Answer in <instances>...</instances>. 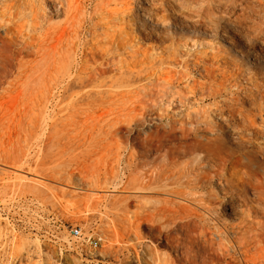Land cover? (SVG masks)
<instances>
[{"label":"rangeland","instance_id":"374dc122","mask_svg":"<svg viewBox=\"0 0 264 264\" xmlns=\"http://www.w3.org/2000/svg\"><path fill=\"white\" fill-rule=\"evenodd\" d=\"M196 1L177 0L172 11L162 5L160 12L150 0H0V37L21 51L0 61V264H154L148 239L160 254L184 255L181 232V239L165 245L163 239L157 244L158 228H141V236H150L141 241L123 206L109 210L124 200L128 211L138 212L165 198L129 195L146 162L163 163L143 152L146 135L172 127L178 133L188 122L208 120L204 134L219 135L234 156L264 150V138L237 143L217 132L225 114L214 111L232 105L254 116L256 125L264 120V111L257 113L264 101V3H250L252 20L234 26L229 8ZM64 26L71 30L66 35ZM165 144L179 145L178 134ZM179 157L181 164L194 155ZM252 157L250 167L263 174L264 155ZM232 170L225 178H238ZM19 174L41 185L5 179ZM251 193L247 187L241 192L257 210L251 216L260 227L247 224L242 235L195 244V264L214 251L226 255L204 262L264 264V205L255 206ZM230 213L223 219L234 225L238 214ZM72 227L99 235V246H73Z\"/></svg>","mask_w":264,"mask_h":264},{"label":"bare ground","instance_id":"6f19581e","mask_svg":"<svg viewBox=\"0 0 264 264\" xmlns=\"http://www.w3.org/2000/svg\"><path fill=\"white\" fill-rule=\"evenodd\" d=\"M150 1H151V5L154 6L156 10H160V12L164 11L162 5H166L167 8L165 9H169L170 11L171 9H173L171 3L177 2V0H150ZM192 1H194L195 3L196 0H192ZM202 1H206V4H203L205 6L208 4L211 6L223 7L225 9L229 8L230 10L227 13H230L231 15L230 14L229 15L233 17L232 20L233 22H235L232 23L233 25L238 23L247 25L248 21L252 20V19L250 20V17L248 15L249 13L247 12V9L249 8V4L252 3L253 1H255L258 6L260 3H264V0H201L200 2ZM214 1L215 4H213ZM66 2L68 4L70 3L68 1ZM124 3L125 1L123 2V5ZM128 3H131V1H128ZM68 4L67 6L69 7L70 5ZM31 11L33 12L34 9L33 10L31 9ZM115 11L117 10L115 9L114 12ZM228 19L230 18L228 17ZM71 22H70V26L72 24ZM174 22L176 21L174 20ZM65 27L66 26L63 27L64 28L63 31H65V29L67 31L70 30V28L69 30L67 28L69 26H67L66 28ZM61 28H59V30ZM222 30L224 32L226 28H223ZM233 30H235V27H233ZM45 32L47 31L44 30V33ZM238 32H234V33H238L239 35L245 34V30H243L242 28L238 30ZM3 35L6 36L9 34L7 31L3 30ZM59 35H63V32L61 31ZM65 35H66V31H65ZM61 40H59V42ZM54 45L52 47L53 49H54ZM58 45H60V43ZM259 49L261 53H264V48L263 49L259 48ZM20 52H21L20 49L17 50L10 49L9 46L7 45L6 40L0 37L1 62L4 60L6 61L8 59H15V57L18 54H20ZM243 98L245 99V97ZM137 100L139 99L137 98ZM134 102L132 105L135 104ZM258 105L259 106L257 113L258 115H261V112L264 111V101H262ZM129 108L130 111H132L131 107ZM132 109L134 110L135 108L133 107ZM214 111L220 114V117L223 116L225 121L223 128L222 127L218 128L217 132H220L222 135L231 136L233 141L237 143L245 142L249 140L248 138L250 137H253L254 139V136L257 138H264V120H261L260 124L256 125L254 123V116H251L250 114L244 111H240L237 109L235 110L232 105H229V107L226 109L217 107V109ZM188 125L189 127L180 126L178 128V133L175 132L173 127L172 129H169L167 131L164 129L165 131L162 133L150 132L146 135V137L143 140V143L146 145L143 152L145 153L152 152L151 153L152 161L154 159H160L161 161H163V163L151 164V161L146 162L144 164L146 165L144 170H141V172L136 173L137 177L133 180V186L131 188H128L130 191L129 195L132 194L135 197H139L138 199L140 198L142 199L144 194H149L152 196L164 195L165 198L160 200L155 199L154 202L156 204L152 205L151 207L144 206L145 210L143 209L138 212L128 211L127 210L128 203H126L124 200H123L124 203L121 202L111 203L109 207L110 211L113 210L116 212L120 210L121 206H123L124 212L131 215V217L133 218L130 224L131 230L133 231L134 236L138 240L150 237V236H145V237L141 236L139 234V229L141 228H145L147 231L150 232H152L155 228H158L159 229L158 235L155 236L156 240L158 241L157 244L162 242L161 239H163V244L165 245H169L172 242H176L180 238L178 232H181L182 235L185 236V240L188 244V247L184 249L185 254L184 255L180 254L181 256L178 255V257L175 258L171 257L170 254H160L159 252H157L156 244H154V242L148 239L149 243L150 244L152 243L154 245L152 248L154 249V253L156 255V257H154L153 259L154 264H175L176 262L182 260H184L185 263L187 264H195V259L198 255L192 253L193 252L192 246H195V244L200 243V246L204 247L206 245V242H208L207 244L210 246L212 242L209 244V241L213 239L214 236L219 238V235L221 234L222 236L223 234L224 235L231 234L235 236L237 233H241L242 235L246 233L245 231H247L245 230L247 224L250 225L256 223V225H258L259 227L260 224H262L261 222L253 221V217L251 216V213L255 214L257 210L253 209V207H251L252 205L251 206L248 205L246 198L244 197L243 194H241V192L244 189H246V187L249 188L252 192L251 193L253 195L252 200L255 202V206H258V204L264 205V173L259 174L254 169H252V167H250L251 164L254 162V158L252 156L255 153H260L264 155V150L261 151L260 148H255V149L252 148L248 150L246 153L242 154L241 156H234L228 149H226L224 144L221 142V139L218 138L219 135H216V133H208L209 135L204 134L205 129L209 126L208 120L201 122L192 121V122H188ZM176 134H178L179 136L180 144L176 146L168 147L165 144V141H170L171 139L175 138ZM170 154L172 156H170ZM186 154L187 155L192 154L194 155V157H192V159L189 162L181 163V164L177 163V159L181 158L179 156ZM175 156L177 158H173ZM170 157L172 161H170ZM168 159H169V163H167ZM168 164L170 165L168 166ZM227 168H229L230 170L235 169L236 171L234 170L233 172L232 170V172L235 175H237L238 178L237 179L233 178L232 177L233 174L229 179L225 178V171L227 170ZM5 179H9V180L12 179L13 181H17L18 184L19 182L28 181L33 183L34 185H41L40 181L36 179L28 178L22 174L15 175L13 177H10L9 175H5ZM232 182H235V184L232 185L231 184ZM169 184H173L175 186L170 187L168 186ZM235 200H237V202ZM105 208L107 209L106 206ZM233 208L237 210H233ZM105 211L107 213L110 212L108 210ZM225 211H231L230 213L231 215L234 214L233 212H235V214L237 213L238 214L237 223H235L234 225H230L226 223L223 219V212ZM261 221L263 222L262 219ZM106 225L109 228L113 226V224L110 221H106ZM250 226L254 227L253 225ZM259 227L256 229L259 230ZM257 236L259 238L260 231L259 233L257 232ZM178 243H176V245ZM185 244L183 243L182 245L185 246ZM182 251L183 250H181V252ZM205 255L206 254H204V257H201L203 259L202 264H208L204 262L205 260L213 262L215 259L220 258L221 256L224 257L226 254L224 255L222 251L220 253L214 251V253H211L209 255L207 254V256ZM133 256L137 261L139 260L138 252L136 250L134 251Z\"/></svg>","mask_w":264,"mask_h":264},{"label":"built area","instance_id":"2783aa9c","mask_svg":"<svg viewBox=\"0 0 264 264\" xmlns=\"http://www.w3.org/2000/svg\"><path fill=\"white\" fill-rule=\"evenodd\" d=\"M71 244L75 247H88L90 250H95L101 241L99 235L87 234L80 227H72L69 230Z\"/></svg>","mask_w":264,"mask_h":264}]
</instances>
